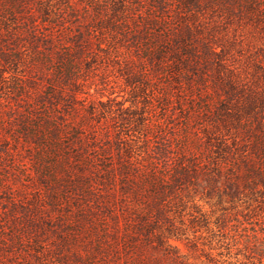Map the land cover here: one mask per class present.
I'll use <instances>...</instances> for the list:
<instances>
[{
	"label": "rangeland",
	"instance_id": "374dc122",
	"mask_svg": "<svg viewBox=\"0 0 264 264\" xmlns=\"http://www.w3.org/2000/svg\"><path fill=\"white\" fill-rule=\"evenodd\" d=\"M19 2L25 15L23 21L30 13L38 19L44 10L48 12V20H51V10L63 11L66 18L68 13L74 11L79 18L71 19L72 26L85 29L100 25L95 12H92L97 4L98 7L102 5V8H109L122 0ZM163 2L166 16L172 17L171 26L188 24L191 27L198 41L199 61L203 57L202 43L212 47L218 54L209 55L211 63H199L195 74H191V84L195 88L192 97L184 90L187 87L185 80H180L179 84V80L169 79L170 92L175 100L168 102L166 114L174 120L177 127H187L182 151L197 160L201 174L198 181L185 183L178 190L173 203L162 208L161 218H152L154 233L169 237L173 261L161 257L150 247L137 249L133 246L125 256L123 247L119 245V252L108 250L102 256H95L91 264H136V252L145 257L146 264H264V198L257 201L251 198L230 199L222 189L208 195L205 175L211 170L208 165L211 154L205 149L204 139L199 141L196 137L197 134L202 137V130L213 124L217 111L221 112L218 98H223L224 95L220 91L222 86L218 77L223 81H233L237 87L228 112H239L240 120L251 118L256 113V118H251L252 122L259 124L264 136L263 25L258 17H253L246 9L240 10L235 5L224 9L223 4H228L229 0H210L198 8L184 6L181 0ZM151 4V0H146L143 9L150 8ZM87 10L89 14L86 13ZM102 11L100 14L103 16L106 12L109 13L108 9ZM39 21L40 19L37 23ZM51 31V23L48 21L38 25L40 36L48 38ZM103 32L104 35H100L96 31L95 37L91 39L95 49L100 38L105 53H101L100 58L80 62L79 79L74 88L76 101L73 104L75 112L73 111L72 119L82 122L86 141L95 143L99 151H107L105 158L112 160L114 166H119L118 163L134 161V158L128 159L126 146H141L142 135L135 128L140 122L139 115L145 118L150 129L162 122L163 117L157 106L149 108L147 100L151 93L148 89L145 90L140 84L129 85L126 81V67L136 71V59L133 58L134 64L125 62L129 57L128 48L121 47L123 43L114 40L108 29ZM2 39L7 41L6 38ZM7 43L4 49L14 56V47L11 42ZM43 50L45 51L40 44L38 51L42 62L45 60ZM21 56L23 61L18 68L13 64L2 67L5 68L6 82L0 84L1 149L6 147L2 144L3 139L8 136L6 129H3L7 123L8 110L18 106V117H25L28 109L32 108L35 110V117L41 119L45 108L35 102L36 98L39 95L47 98L51 93V62L35 66L32 61L34 52L26 40L21 47ZM15 74L26 83L23 99L18 105L14 104V95L4 89L5 86L12 85V75ZM175 75L173 72L172 76ZM201 77L204 82L200 81ZM157 78L163 83L167 82L162 74L153 77ZM207 83L211 84L210 87L215 83L220 88H216L215 92L214 85L209 89ZM207 89L211 92L210 96L205 94ZM179 99L182 102L180 109L175 103ZM205 101L210 102V106H206L203 103ZM92 109L94 114L90 115ZM238 119L229 117L227 122L234 126ZM43 132L39 143H26L21 138V145L13 160L0 153V264H89V253L94 246L86 235L88 212L92 211H89L90 205L80 195H71L69 198L62 196L58 205H51V185L64 187L67 170L71 172L73 180L79 168H58L59 158L51 150V130L44 128ZM12 138H8L7 147L17 148ZM137 152L138 149L135 153ZM98 164L95 160L94 168H86V175L97 180V176L102 175V168ZM95 213L94 216L97 213L99 215V212ZM109 222L112 223L110 220ZM153 245H157L156 240H153ZM153 258L157 261L152 260Z\"/></svg>",
	"mask_w": 264,
	"mask_h": 264
},
{
	"label": "trees",
	"instance_id": "16d2710c",
	"mask_svg": "<svg viewBox=\"0 0 264 264\" xmlns=\"http://www.w3.org/2000/svg\"><path fill=\"white\" fill-rule=\"evenodd\" d=\"M1 1L0 84L6 82L5 68L2 67L13 64L18 68L21 65L23 61L21 47L25 40L34 52L32 61L35 66L51 62L53 69L51 93L47 98L39 95L35 101L44 105L45 110L41 119L35 117L33 112L35 110L32 108L28 109L25 117L22 115L18 117V106L9 109L7 123L5 128L3 127L8 136L3 139L2 145L7 147L8 138L13 137V144L17 148L11 146L0 148V153L13 160L18 152V146L21 145V138H24L26 143L28 141L39 143L44 135L43 129L51 130V150L59 158L58 168H79L73 180L71 172L67 170L64 187L51 185V205H58L62 196L69 198L71 195L75 197L80 195L91 206L89 211L93 212H88L89 224L86 235L94 246L93 251L89 253V264L95 256H102L108 250L119 252L121 250L119 245L123 247L122 252L125 256L133 246L137 249L150 247L161 257L173 261L169 237L155 234L153 231L155 225L152 221L161 218L162 208L173 203L178 196V190L185 183L192 184L198 181L201 172L197 160L182 151V142L187 137V127H177L174 120L172 121L166 114L168 102L174 99L170 92L169 79L179 80L177 82L179 84L180 80H185L187 87L184 90L192 97L195 88L191 84V74H195L199 63L202 65L211 63L209 55L218 54L212 47L202 43L203 57L199 61L198 41L191 27L188 24L171 26L172 17L166 16L163 0H151L153 4L146 9H143L146 0L132 2L122 0L109 8L104 6L102 8V5L98 7L97 4L96 8H92V12H95L100 25L85 29L72 26L71 19L79 18L77 12L71 11L66 18L63 11L51 10V20H48L46 17L48 12L44 10L38 18L39 23L32 13L23 21L25 15L19 0ZM208 1L210 0H181V3L184 6L198 8ZM225 4L224 9L235 5L240 10L250 11L253 17L260 19L264 29V0H229V3ZM102 9H108L109 13L104 12L103 16L100 14L103 12ZM86 13L89 14V11ZM47 21L51 23L53 32L51 31V36L45 38L40 36L38 25ZM105 29L109 30L114 40L123 43L121 47L128 48L129 57L125 62L130 61L134 64L133 58L138 62L136 71L129 66L126 67L127 83L140 84L145 90L148 89L151 93L147 100L149 108L157 106L163 117L162 122H158L154 129H150L148 123H145V118L139 115L140 122L135 128L142 135L141 146H126L128 159L134 158V161L118 163L119 166H114L112 160L105 158L104 154L107 151H99L95 143H88L82 122H75L72 119L75 112L73 104L76 101L74 88L79 79L80 62L100 58V54L105 53L100 38L95 49L91 39L95 37L96 31L104 35ZM2 38H6L7 41L4 42ZM7 42H11L14 47V56L9 55L4 49ZM40 44L45 49L43 62L41 58L39 60ZM173 72L175 76H172ZM159 74L163 75L166 83L160 81V78L153 79ZM218 79L222 88L214 83L213 91L216 92V88H220L224 95L223 98H218L221 112L217 111L213 124L202 130V137L198 134L196 136L199 141L204 139L205 149L211 154V160L208 162L211 170L205 175L209 187L208 195L222 189L230 199L251 198L254 201L263 199L264 136L259 124L252 122L257 114L253 113L252 119L246 117L244 120H240L239 112L230 114L228 107L236 96V84L231 80L223 81L220 77ZM12 80V85L5 86L4 89L14 95L16 98L14 104L18 105L23 99L26 83L16 74L12 75ZM200 81L204 82V78L201 77ZM208 84L207 88L209 86V89H212L213 85L210 87L211 84ZM63 88L67 90L63 91ZM209 89L205 91L208 96L211 95ZM175 103L179 109L182 107L180 99ZM203 103L210 106L208 101ZM190 107L194 108L193 105ZM89 113L93 115L94 109ZM229 117L239 118L237 124L229 125L227 122ZM73 145L76 147L73 148ZM95 160L102 168V175L97 176V180L86 175V168H94ZM140 203L142 205H139ZM95 212H99V215L97 213V216H94ZM153 240H156L157 245H153ZM144 259L145 257L136 252V264H146ZM152 260L157 261L156 258Z\"/></svg>",
	"mask_w": 264,
	"mask_h": 264
}]
</instances>
